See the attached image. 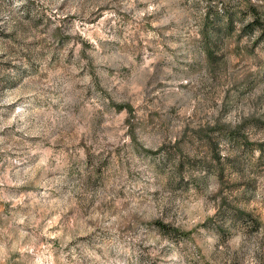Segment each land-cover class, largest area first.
Here are the masks:
<instances>
[{
  "label": "clouds",
  "instance_id": "9594fccd",
  "mask_svg": "<svg viewBox=\"0 0 264 264\" xmlns=\"http://www.w3.org/2000/svg\"><path fill=\"white\" fill-rule=\"evenodd\" d=\"M0 264H264V0H0Z\"/></svg>",
  "mask_w": 264,
  "mask_h": 264
}]
</instances>
